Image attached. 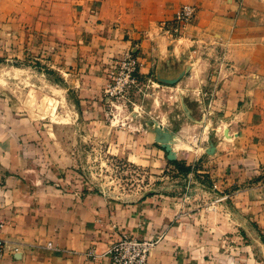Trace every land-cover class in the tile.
<instances>
[{
    "label": "crops",
    "instance_id": "crops-1",
    "mask_svg": "<svg viewBox=\"0 0 264 264\" xmlns=\"http://www.w3.org/2000/svg\"><path fill=\"white\" fill-rule=\"evenodd\" d=\"M183 3L196 7L186 35L213 22L232 25L226 36L236 70L224 84L230 100L223 110L239 135L225 142L231 154L214 168L229 199L214 212L187 215L174 202L110 198L85 185L43 118L0 96V264H111L106 252L121 232L161 236L148 264H264V31L254 25L260 0H72L78 32L69 49L54 53L57 66L83 71L104 49L128 44L142 78L172 76L185 54L161 25L170 26ZM92 85L72 84L88 125L98 123L102 108Z\"/></svg>",
    "mask_w": 264,
    "mask_h": 264
},
{
    "label": "rangeland",
    "instance_id": "rangeland-1",
    "mask_svg": "<svg viewBox=\"0 0 264 264\" xmlns=\"http://www.w3.org/2000/svg\"><path fill=\"white\" fill-rule=\"evenodd\" d=\"M71 5L72 0H0V96L46 121L87 187L121 201L174 202L187 215L203 208L214 212L229 199L214 180L215 162L226 160L231 153L225 142L239 135L223 110L230 100L224 84L236 70L226 36L232 25L213 22L205 32L186 35L193 18L185 29L167 32L170 45L184 52V66L151 82L141 77L139 87L106 100L109 71L132 48L104 49L103 58L83 71L58 67L60 54L54 53L69 49L78 32ZM258 8L254 25L264 31V0ZM78 80L93 84L91 92L102 102L93 125L74 104L79 91L72 84Z\"/></svg>",
    "mask_w": 264,
    "mask_h": 264
},
{
    "label": "built area",
    "instance_id": "built-area-1",
    "mask_svg": "<svg viewBox=\"0 0 264 264\" xmlns=\"http://www.w3.org/2000/svg\"><path fill=\"white\" fill-rule=\"evenodd\" d=\"M196 7L193 4H183L177 11L170 26L166 23L161 25L166 32L181 31L194 18ZM140 61L131 52L126 51L117 61L115 66L109 71V81L105 88L106 100L115 96L128 93L131 88L139 87L141 84ZM151 82V78H147ZM3 223L0 222V228ZM156 238H138L126 232L118 234L107 250V255L111 264H148L152 249L159 240ZM50 246V243L48 244ZM4 243L0 241V257L4 254ZM89 256H96L95 249L88 251Z\"/></svg>",
    "mask_w": 264,
    "mask_h": 264
}]
</instances>
